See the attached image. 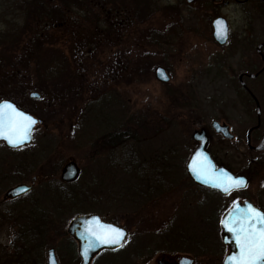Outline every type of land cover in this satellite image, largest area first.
Listing matches in <instances>:
<instances>
[{
	"label": "rangeland",
	"instance_id": "374dc122",
	"mask_svg": "<svg viewBox=\"0 0 264 264\" xmlns=\"http://www.w3.org/2000/svg\"><path fill=\"white\" fill-rule=\"evenodd\" d=\"M42 1L50 6L58 4L68 23L62 39H58L60 29L56 24L36 25L39 20L34 25L37 34L45 37V29L49 28L48 33L56 36L53 45H45L50 50L47 54L35 40L14 42L25 22L34 16L28 13L27 3ZM95 1L77 0V6H81L77 9L72 7L74 0H0V92L9 91L12 83H16L23 104L40 116H43V104H49L48 114L52 116L45 115L48 131L39 127L29 147L2 170L5 176H2L0 194L47 167L48 172H53V165L48 164L51 160L61 166L68 160L82 161L81 175L73 186L67 188L60 181L40 182L17 203L20 216L31 208L28 201L32 202V223L36 227H49L50 247L56 248L59 256L73 255L68 246L63 248L70 239L63 238L62 234L78 214L100 212L115 225L126 224L131 230L135 227L137 235L144 226L143 237L134 238V251L139 240L146 243L154 240L155 200L159 194L154 189V179L161 175L174 181L173 189H184V162L194 146L192 131L186 125L190 117L202 124L224 119L233 124L239 141L245 139L244 130L239 129L244 119L239 113L240 106L231 99L234 92L236 96L241 93L222 79L221 68L225 64L229 76L233 75L228 65L229 57L234 59L232 45L220 50L209 42L213 18L207 19L209 13H205L203 4L176 5V0H149L151 5L147 6L143 0H113L116 4L108 7L95 5ZM233 10L228 8L223 13L235 30L240 27L239 15ZM96 23L103 33L93 36L90 43L95 45L98 41V46L89 53L81 44L91 39ZM83 30L91 34L81 36ZM13 42L15 53L6 48ZM21 50L24 53L18 59L16 53ZM63 59H66L64 63ZM132 60L134 64L130 63ZM18 61L16 68H29L30 78L26 73L23 78L22 73L18 75V79L11 74V66ZM157 67L165 69L169 83L162 85L155 80ZM47 76L52 86L56 82L66 81L70 85L73 82L79 89V97L76 90L66 101L56 102L50 93L48 100H30V92L45 96L36 90L35 82H46ZM71 77L75 79L70 80ZM256 90L259 97L264 95V87L258 83ZM171 114L181 116L171 119ZM127 126L129 144L123 147L115 138L120 139V131ZM110 134L113 135L111 146H116L109 156L111 167L105 169L104 164H91L97 155L94 142ZM243 147L239 145L238 149L235 144L210 135L211 155L233 170L239 169L246 158ZM4 152L0 148V157ZM26 152L31 158L22 156ZM12 207L7 204L0 210ZM145 209L149 221L143 225L139 214ZM4 233L0 235L1 240ZM118 257L122 264L120 257H126L124 251Z\"/></svg>",
	"mask_w": 264,
	"mask_h": 264
},
{
	"label": "flooded vegetation",
	"instance_id": "af4514ba",
	"mask_svg": "<svg viewBox=\"0 0 264 264\" xmlns=\"http://www.w3.org/2000/svg\"><path fill=\"white\" fill-rule=\"evenodd\" d=\"M143 2L147 6L151 5L149 0H143ZM197 2L204 5L206 9L205 13H209L207 14V19L213 18L210 24L209 42L220 50H226L232 45V58L234 59L231 60L229 57L231 62L228 65H231L233 75L229 76L230 72L225 64L224 67L221 68L222 79L228 86L237 88L241 93L236 96L234 92L231 99L240 106L239 113L244 119L239 129L241 131L244 130L245 139L244 142L241 140L239 141L233 124L226 122L224 119H212L208 124H202L200 120L190 117L191 120H189L186 125L189 126V132L192 131L191 139L195 132L204 131L207 136V151L216 167L226 169L235 177H244L247 180V186L244 189L233 190L229 194H223L219 191L195 184L186 173L188 159L198 146V143L192 139L194 144L193 149L184 162V172L186 175L184 177L185 182H183V186H185L184 189H173L171 185L174 181H168L161 175L154 179V189L157 190L159 194L155 200L156 208L154 215L156 216V229H154L155 234L153 241L150 240L149 243H146L145 240H139V244L137 242V250L134 251L135 246H132L134 238L143 237L144 232H146L144 226H142L143 229L140 233L138 232L137 235L135 227L131 230L126 224H122V226L115 225L112 221L107 220L106 215L100 212L78 214L74 217L96 216L101 223L113 225L125 232L124 240L121 243L123 246L111 250V245L97 244L94 250H90L88 254L85 255L88 256V264H119L117 260L119 258L118 254L122 251H124L126 255L124 258L120 257L122 264H224L231 249L228 245L224 244L223 233L225 229L221 221L225 219L236 203H239L241 209L244 208L245 202H247L256 209L264 211V95L259 97L256 90V83L264 87V0H176L174 4L191 5ZM97 4L100 6L108 5V7H112V5L116 3L113 0H96L95 5ZM76 5L77 1L72 4L74 8L77 7ZM228 8H234L233 12L239 15L237 17H239L240 27L235 30H233L228 17L223 13V11ZM219 18L225 21L227 27V38L224 44L221 45L213 38L212 26L213 22ZM45 30L47 31L46 36L52 34L48 33L50 30L49 28ZM53 37L56 38L54 35ZM62 38H65V35L60 33L58 39ZM1 40L2 35L0 36V42ZM2 45L4 46V44ZM11 65L12 64L9 66ZM16 67H19V61L11 66V74L13 73L15 78L18 79V75L20 76L21 73L22 78L25 76V73L30 78L28 74L29 71H27L29 68ZM49 77L50 76H47L44 84L47 88L50 86V84H48ZM167 83H169V81ZM167 83L161 84L165 85ZM12 84L9 91H4V93L0 92V102L9 101L13 103L17 109L35 118L38 124L31 134L32 139L28 145L12 149L0 142V148L5 150L4 156L0 157V184L3 181L2 176H5L2 170L6 169L9 164L17 160L18 158H14H16L19 153L21 154L22 150L29 147L33 141L35 131L42 126L44 130L48 131L44 124V120L41 121L34 113L33 109L23 104L19 97L21 91L18 90L17 85H14L16 83ZM31 94H37L38 97H30ZM48 94L49 92L46 91L43 97L38 93L30 92L28 98L33 101H38L43 98L42 100L45 101L48 100ZM42 110L43 114L48 118L50 105L44 103ZM180 116L181 115L178 114L169 115L171 119L180 118ZM156 121L161 123L158 119H156ZM213 123L226 129L231 139L224 138L222 134H216L212 128ZM157 126H160V131H163L161 124ZM171 126L172 124H170V127ZM183 126H185V123H182V127ZM128 131L127 126V128L121 130L120 139L116 137L118 135L115 136V140H120L123 147L129 144ZM211 134L221 139L222 142H227L232 145L235 144L237 148L239 145L244 146L243 151L247 155L242 165L238 166L239 169L233 170L231 166L218 163L214 159L208 149ZM112 140L113 135L110 134L108 137L94 142L93 145L97 151V155H94L90 162L91 164H104L105 169L111 167V159L109 156L110 153H113V150L116 149V146H111L113 144ZM26 153L28 154H23L22 156L31 158L29 152ZM52 159H54V157H52ZM99 160L100 162H98ZM53 161L54 160H51L48 163L53 165V172H48L49 168L47 167L44 169L45 171L35 173L30 178L21 181L0 194V208L7 204L14 206L11 210H0V235L3 231L5 232V236H3L4 234L2 235V240L0 238V264H48V253L50 250L54 253L55 264L82 263L83 258L79 255L80 245L83 247L82 253L84 254V250L88 246L87 236L89 232L96 227L95 225L92 224L85 230H79L77 236L73 237L67 234L68 224L62 236L70 240L65 242L63 248L68 246L71 250L70 252H73V255L59 256L58 254L56 255L58 250L50 247V234L52 233L49 227L45 225L36 227L33 225L30 213L33 211L32 202L28 201V206L31 208H28L25 214L19 216L18 213V201L26 198L40 182L51 183L60 181L62 185L68 186L67 188H69V186H73L79 179L82 161L68 160L62 166L56 165ZM69 162L76 165L79 174L75 181L64 182L61 180V173L65 165ZM160 174L162 173L160 172ZM38 180L39 182H37ZM18 185H26L31 189L26 194L16 198L7 197V192ZM28 202L26 200V203ZM147 211L148 210L145 209L142 211V214H139L143 225L149 221V216L146 214ZM78 229H80V227ZM231 237H233L232 234L229 235L228 239ZM44 252L45 255H43ZM238 252L239 249L237 248L235 250V255Z\"/></svg>",
	"mask_w": 264,
	"mask_h": 264
},
{
	"label": "snow or ice",
	"instance_id": "6c2138e0",
	"mask_svg": "<svg viewBox=\"0 0 264 264\" xmlns=\"http://www.w3.org/2000/svg\"><path fill=\"white\" fill-rule=\"evenodd\" d=\"M223 33L226 38V28L223 29ZM35 123L36 121L31 116L18 110L12 103L0 102V138L5 139L12 147H18L31 139L32 126ZM189 167L194 175L198 178L203 176L205 182H209L207 178L211 173L206 157L200 161L194 160ZM221 177L216 178L212 183L226 194L247 186L242 177L234 178L223 172ZM94 223L96 227L87 236L88 246L84 250V255L94 250L97 244L123 246L121 244L124 239L123 230L112 225L99 224L95 220ZM221 223L228 232L232 233L239 249L236 255L229 256L225 260V264H264V211L256 209L247 202L241 209L239 203H236L233 212Z\"/></svg>",
	"mask_w": 264,
	"mask_h": 264
},
{
	"label": "water",
	"instance_id": "95a60500",
	"mask_svg": "<svg viewBox=\"0 0 264 264\" xmlns=\"http://www.w3.org/2000/svg\"><path fill=\"white\" fill-rule=\"evenodd\" d=\"M218 22H220V23H218ZM212 26H213V38H214V40L218 44H220V45L221 44H224V42H225V40L227 38V35H226V38H225L224 33H223V29L224 28L227 29L226 24H225V21L223 19H220V18L219 19H216L213 22V25ZM154 77H155V80H157L160 83H167L169 81V77L167 76L166 72L164 71L163 68H160V67H158V68L155 69ZM30 97H38V95L37 94H31ZM1 102H5V101H1ZM6 102H9V101H6ZM26 115H29V114H26ZM29 116H31V115H29ZM33 119L36 121V123L32 126V132L36 128V125L38 123V121L35 118H33ZM212 128L214 129V131H215L216 134H222V136L224 138L231 139V136L227 133L226 129H224L223 127H220L218 124L213 123ZM32 132H31V134H32ZM31 139H32V137H31ZM31 139L26 140V142L24 144L19 145L18 147L23 146V145H28L31 142ZM192 139L195 142L198 143V146L195 148V150L193 151V153L191 154V156L188 159V162H187V165H186V173H187V176L195 184H197L199 186L206 187V188H209L211 190H216V191H219V192H221L223 194H226L220 187L215 186L212 183V181L215 180L218 177L219 178H222L221 177V173L222 172L223 173H227L228 175H231L234 178H240L241 176H236L235 177L233 174H231L226 169L216 167L215 163L213 162L212 158L210 157V155H209V153L207 151V136H206V134H205L204 131L195 132L192 135ZM0 142L4 143L8 148H12V149L13 148H17V147H12L3 138H0ZM204 157L207 158V163L210 165L209 172L211 173V175L207 178L208 181H209L208 183L205 182V177L201 176V177L198 178L196 175H194L193 172L190 170V167H189V165L193 164V161L194 160L195 161H200ZM78 174H79V170L76 167V165L74 163H72V162H69L68 164L65 165V167H64V169H63V171L61 173V180L64 181V182H72V181H75V179L78 177ZM242 178L246 181V185H247V180L244 177H242ZM244 188L245 187L239 188V189H244ZM25 189H27V191H25ZM30 189L31 188L29 186H26V185H18V186L13 187L12 189H10L7 192L6 196L9 197V198H16L18 196H21V195L26 194L27 192L30 191ZM236 190H238V189H236ZM234 207L235 206H233V208L229 211V213L227 214V216L225 217L224 220H226L227 217H228V215L231 212H233ZM94 220L95 221H98L99 224H102V225H110V224L101 223L99 221V218L96 217V216L78 217V218L76 217L69 224V226L67 228V234L70 235V236L76 237L79 230L80 231L81 230H85L88 227H90V225H92V224L96 226V224L94 223ZM222 226H223V224H222ZM79 227H80V229H78ZM113 227H115V226H113ZM115 228H118V227H115ZM118 229H120V228H118ZM231 234L232 233L228 232L226 229L224 230V233H223V241H224V244L228 245L229 248L231 249L230 250V254L227 256V258L229 256L235 255V250L238 248V247H236L235 240L233 239V237H231L230 239H228L229 235H231ZM124 237H125V232H124ZM122 241H121V243H122ZM119 247H120L119 245L112 244L110 246V249L111 250H114V249H117ZM82 249H83V247H82V245H80L79 255L83 258V261H82L81 264H88V256H85L82 253ZM48 256H49L48 264H55L54 253H53L52 250L49 251ZM224 264H225V261H224Z\"/></svg>",
	"mask_w": 264,
	"mask_h": 264
},
{
	"label": "trees",
	"instance_id": "16d2710c",
	"mask_svg": "<svg viewBox=\"0 0 264 264\" xmlns=\"http://www.w3.org/2000/svg\"><path fill=\"white\" fill-rule=\"evenodd\" d=\"M75 1H77V0H74V3H75ZM43 2L44 1H42L41 3H38V2L27 3L28 6L30 5V9H28V11L29 10L30 11L28 13H33L34 16L32 18H29L25 22V26H23V28L21 29V32L15 37L14 42H16L18 39H24V40L29 41V42L37 41V42H39V46L38 47H41V48L43 47L42 51H44L45 54H47V51H50V50L48 48H45V45H46V47H49L50 45H53L52 41H57V39L54 38L51 34H48L46 37H42L41 35L37 34V32H35L34 27L36 25H40V24H42L44 22L45 23H51V24L53 23V24H56L58 26V28L60 29V33L65 35V26L68 23H67V20H66V15L63 16L62 15V11H60V8H58L56 6L58 4L55 5V4H51L50 3L51 4V6H50L49 4L46 5V3H43ZM83 4H84V2H81V5H83ZM77 7L76 8L79 9L81 6H77ZM50 18H52V20ZM82 19H85V18H82ZM87 19L90 20V18H87ZM95 28H96L95 32L92 35H90L91 39L88 40L86 43H82L81 44L82 46H85L86 49H88L89 53H91V49L92 50H96V48H97L96 46H98V41L95 43V45L93 43H90L92 41L93 36L96 35V34L98 35L100 33H103V32L99 31L100 28H99V24L98 23H96V27ZM42 32H45V31H42ZM86 33L87 34L88 33L91 34L90 32H87V30H83L82 33H81V36L83 34H86ZM82 38H86V37L84 36ZM8 42H10V41H8ZM14 42L11 43V44H8L7 47H6V48L10 47L9 49H11V53L17 52L16 49H13L15 47V45H16V43H14ZM83 52H85V51H83ZM18 53H16V55H17V58L20 59L24 52H23V50H21ZM82 54H84V53H82ZM80 58H82V57L80 56ZM65 61H66V59L62 60L63 63ZM130 63L134 64L133 60ZM35 74H37V72H35ZM36 77L38 78V74H37ZM71 79L74 80L75 78L71 77L70 80ZM39 80H40V78H39ZM44 84H45V81L42 82V80H40L39 82H35L36 90L38 89L40 92H43V94H45V92L48 91L51 94L52 98L56 102H58L60 100L61 101H63V100L66 101L67 99H70L72 96H74L73 92H75L76 90H77V98L79 97V94H78L79 89H78L77 86H73V82H72L71 85L69 83H67L66 81L65 82H61V83H57L56 82V85H53V86L50 85V86H48V88ZM49 87H51V88H49ZM36 115H37V117L39 119H41V121H43V120L48 121L47 118L45 117V114H43V116H40L39 114H36ZM49 117H50V115H48V118ZM50 118H52V116ZM131 131H132V128H131ZM114 133L118 134L117 132H114ZM120 133H121V131H120Z\"/></svg>",
	"mask_w": 264,
	"mask_h": 264
}]
</instances>
